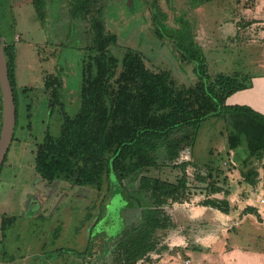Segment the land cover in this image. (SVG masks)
Listing matches in <instances>:
<instances>
[{
  "label": "rangeland",
  "instance_id": "1",
  "mask_svg": "<svg viewBox=\"0 0 264 264\" xmlns=\"http://www.w3.org/2000/svg\"><path fill=\"white\" fill-rule=\"evenodd\" d=\"M95 1L94 10L99 9L106 30L117 37V47L109 48L119 61L116 77L124 49L131 48L150 71L168 72L174 89L195 87L198 80L189 53L195 59L197 50L189 45V36L202 50L210 81L218 74L236 76L242 82L252 75H264L260 71L264 35H259L263 28L243 18L245 13L252 16L247 11L250 0H243L247 3L241 6L234 0H157L152 6L150 0ZM69 8V0H0V39L16 46L19 103L15 139L0 167V218L14 217L15 222L4 238L0 233V250L13 257L26 255L29 264H111L114 244L123 229L129 228L130 221L127 227L120 222L127 203L139 213L135 224L162 216L160 209L148 207L146 199L136 194L139 178L171 181L181 171L164 166L123 175L124 201L111 198L105 177L98 189L65 180L48 184L37 177L36 149L45 130L56 135L60 123L57 107L48 116L51 97L45 83L55 79L61 84L58 100L67 115L73 116L80 105L82 66L88 56L87 22L72 21ZM1 110L0 94V124ZM224 147L225 126L220 117H212L197 130L192 147L180 153V161L189 163L186 193L194 203L195 164L203 165L200 175L210 169V178L218 177V182L224 181L226 168L234 167L229 161L237 159L229 158Z\"/></svg>",
  "mask_w": 264,
  "mask_h": 264
},
{
  "label": "trees",
  "instance_id": "2",
  "mask_svg": "<svg viewBox=\"0 0 264 264\" xmlns=\"http://www.w3.org/2000/svg\"><path fill=\"white\" fill-rule=\"evenodd\" d=\"M156 1L150 0L151 6ZM95 2L69 0L70 19L87 22L86 35L89 40L86 46L87 61L82 66L80 105L73 116L67 115L58 100L61 84L55 79L45 83L51 97L48 116L51 117L57 107L55 112L60 117V123L56 135L45 130L42 143L36 149V175L48 184L65 180L78 187L97 189L105 177L111 198H122V201L123 175H137L143 170L164 166L172 167L181 171V176L174 182L141 176L136 194L143 196L147 206L155 209L183 203L188 200L186 168L189 163L179 162V157L184 149L192 147L201 124L208 118H225L227 114L243 113L264 125V115L248 107L225 105L229 96L246 89L250 84H245L236 76L222 74L210 81L202 50L196 42L193 45L190 36L189 45L197 50L195 59L194 54L189 53L198 80L195 87L174 89L168 72L150 71L142 56L131 48L124 49L120 60L121 71L116 77L119 61L109 52V48L117 47V37L106 30L99 9L94 10ZM4 53L17 122L19 103L14 74L16 46L4 43ZM14 139L13 136L12 141ZM237 140V135L230 136L228 148L233 149ZM258 155V152L253 153L250 158L242 161V165L246 168ZM194 170V180L205 183L206 191L223 192L221 188L214 187L210 169L205 176L200 175L201 171L197 172L195 166ZM242 176L249 185L255 184L254 170L248 169ZM223 194L227 193L224 191ZM202 203L222 213L229 212L226 199H207ZM246 211L253 212L252 209ZM14 222V217L0 218L3 238L4 232ZM161 228L164 225L159 220L148 217L142 223L123 229L114 244L111 264H138L145 260L157 249L160 239L156 233ZM88 237L90 241L92 230H89ZM73 253L82 258L80 253Z\"/></svg>",
  "mask_w": 264,
  "mask_h": 264
},
{
  "label": "crops",
  "instance_id": "3",
  "mask_svg": "<svg viewBox=\"0 0 264 264\" xmlns=\"http://www.w3.org/2000/svg\"><path fill=\"white\" fill-rule=\"evenodd\" d=\"M237 1L239 3L235 4L239 6L247 3ZM249 3L247 11L252 16L245 13L243 18H250L251 23L261 26L263 31L259 35H264V0H250ZM260 71L264 72L263 65ZM244 83L250 86L229 96L225 105L248 107L264 115V75H252ZM221 119L227 145L224 149L230 154L229 158L235 157L238 161H233V168L223 171L224 181L218 182V177L213 178L214 187L227 194L206 191L207 185L195 179V194L192 195L195 203L188 199L160 208L162 216L157 219L164 228L156 233L159 245L138 264H264V204L260 202L264 199V125L243 113L227 114ZM232 135H237L238 140L235 147L229 149L228 138ZM255 152L259 155L245 168L242 161ZM202 166L195 164L197 172ZM248 169L256 173L254 185H249L242 176ZM175 179L168 181L174 182ZM207 199H226L229 212L222 213L203 205ZM174 211H177L176 216ZM135 215L138 219L136 207L127 203L120 212L123 226L127 227L126 221H130L129 227L132 223L134 225ZM12 243L13 249L19 251V247ZM0 252V264H29L26 255L13 257L4 249Z\"/></svg>",
  "mask_w": 264,
  "mask_h": 264
},
{
  "label": "water",
  "instance_id": "4",
  "mask_svg": "<svg viewBox=\"0 0 264 264\" xmlns=\"http://www.w3.org/2000/svg\"><path fill=\"white\" fill-rule=\"evenodd\" d=\"M0 94L2 101L0 125V167L12 142L15 125L16 109L13 92L8 79L7 60L4 53V42L0 39Z\"/></svg>",
  "mask_w": 264,
  "mask_h": 264
},
{
  "label": "built area",
  "instance_id": "5",
  "mask_svg": "<svg viewBox=\"0 0 264 264\" xmlns=\"http://www.w3.org/2000/svg\"><path fill=\"white\" fill-rule=\"evenodd\" d=\"M229 162H230L233 166L235 165L234 162H233V160H230ZM260 202H261L262 204H264V199H261Z\"/></svg>",
  "mask_w": 264,
  "mask_h": 264
}]
</instances>
